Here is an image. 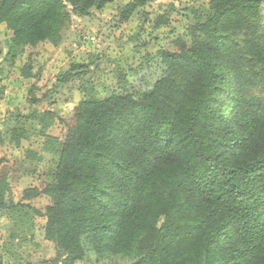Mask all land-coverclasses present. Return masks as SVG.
I'll use <instances>...</instances> for the list:
<instances>
[{
  "label": "trees",
  "instance_id": "obj_1",
  "mask_svg": "<svg viewBox=\"0 0 264 264\" xmlns=\"http://www.w3.org/2000/svg\"><path fill=\"white\" fill-rule=\"evenodd\" d=\"M150 1L130 0L119 20ZM111 2L0 0V25L11 32L7 56L57 46L72 14ZM208 2L205 14L193 15L189 44L178 38L170 50L144 55L101 97L70 67L64 81L81 79L83 95L72 112L25 116L41 125V150L55 160L43 187L21 190L16 201L0 176L10 240L44 218L45 239L65 254L63 264L87 255L94 264L127 256L130 264H264V100L245 101L237 69L245 56L264 69V0ZM163 23L157 18L154 28ZM32 66L28 55L20 76L31 79ZM55 119L60 135H45ZM36 157L27 150L23 158ZM41 195L49 198L43 211L31 204ZM12 246L4 243L9 255Z\"/></svg>",
  "mask_w": 264,
  "mask_h": 264
},
{
  "label": "rangeland",
  "instance_id": "obj_2",
  "mask_svg": "<svg viewBox=\"0 0 264 264\" xmlns=\"http://www.w3.org/2000/svg\"><path fill=\"white\" fill-rule=\"evenodd\" d=\"M129 2L113 0L102 10H92L88 16L72 14L68 29L57 46L44 42L34 48H16L14 57L7 56L11 32L4 24L0 25V176H4L10 186L7 196L10 199L18 200L23 188H41L47 180L55 157L41 150L44 138L41 125L26 121L25 116L32 109L53 110L63 118L72 112L83 95L79 91L81 79L74 77L64 81V74L70 67H75L72 75L82 76L94 85L101 97L106 89L116 85L119 72L136 67L144 55L155 54L160 48L170 50L172 41L178 38L189 44V31L196 22L194 13L203 15L209 6L208 0H152L127 21L121 22L118 11ZM159 17L164 23L156 29L154 21ZM28 55L33 65L32 77L23 79L20 78V67ZM248 58L245 56L247 62H239L237 69L243 82L245 101L252 104L264 100V69L249 62ZM80 65H87L89 69L82 70ZM32 96L44 100L30 106ZM243 111L247 112V107ZM60 129L58 119H55L45 135L58 137ZM16 140H19V146H16ZM27 150L36 152V159H24ZM48 203L46 195L31 201L41 211ZM163 220L160 219L159 225ZM45 223L44 218H37L31 230L12 241L9 239L11 222L8 214L0 212L2 264H63L65 254L57 255L45 239ZM5 242L13 244L9 248L12 255L3 248ZM131 257L113 261L108 258L99 264H130L133 262ZM94 261L95 257L87 255L72 264H94Z\"/></svg>",
  "mask_w": 264,
  "mask_h": 264
},
{
  "label": "crops",
  "instance_id": "obj_3",
  "mask_svg": "<svg viewBox=\"0 0 264 264\" xmlns=\"http://www.w3.org/2000/svg\"><path fill=\"white\" fill-rule=\"evenodd\" d=\"M19 74H20V73H19ZM3 78H4V77L2 76L1 79L3 80ZM20 78H22V77L20 76ZM23 79H24V78H23ZM1 82H3V81H1ZM45 110H46V109H45ZM47 110H48V109H47ZM30 187H37V186H30ZM26 188H29V187H25V188H23V189H26ZM23 189H22V190H23ZM40 219H41V218H40Z\"/></svg>",
  "mask_w": 264,
  "mask_h": 264
},
{
  "label": "water",
  "instance_id": "obj_4",
  "mask_svg": "<svg viewBox=\"0 0 264 264\" xmlns=\"http://www.w3.org/2000/svg\"><path fill=\"white\" fill-rule=\"evenodd\" d=\"M6 54V53H5Z\"/></svg>",
  "mask_w": 264,
  "mask_h": 264
}]
</instances>
